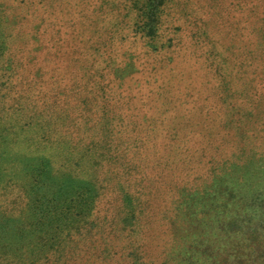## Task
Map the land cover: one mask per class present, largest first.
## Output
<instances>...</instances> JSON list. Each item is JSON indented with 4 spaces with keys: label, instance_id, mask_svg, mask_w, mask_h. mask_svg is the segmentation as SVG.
Returning <instances> with one entry per match:
<instances>
[{
    "label": "trees",
    "instance_id": "obj_1",
    "mask_svg": "<svg viewBox=\"0 0 264 264\" xmlns=\"http://www.w3.org/2000/svg\"><path fill=\"white\" fill-rule=\"evenodd\" d=\"M252 156L264 0H0V264L189 260L175 204Z\"/></svg>",
    "mask_w": 264,
    "mask_h": 264
},
{
    "label": "rangeland",
    "instance_id": "obj_2",
    "mask_svg": "<svg viewBox=\"0 0 264 264\" xmlns=\"http://www.w3.org/2000/svg\"><path fill=\"white\" fill-rule=\"evenodd\" d=\"M225 167L223 178L208 177L206 192L175 204L180 250L190 259L173 264H264V157Z\"/></svg>",
    "mask_w": 264,
    "mask_h": 264
}]
</instances>
